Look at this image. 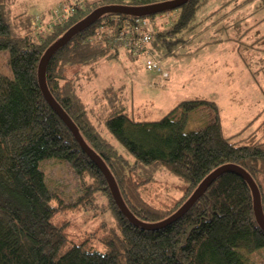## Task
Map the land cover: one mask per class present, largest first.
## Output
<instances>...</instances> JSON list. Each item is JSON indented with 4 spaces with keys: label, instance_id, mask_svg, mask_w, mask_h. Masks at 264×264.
<instances>
[{
    "label": "trees",
    "instance_id": "1",
    "mask_svg": "<svg viewBox=\"0 0 264 264\" xmlns=\"http://www.w3.org/2000/svg\"><path fill=\"white\" fill-rule=\"evenodd\" d=\"M167 1L171 0H76L68 6L63 22L54 19L39 30L41 17L29 16L24 18L22 32L15 34L8 23L13 0H0V52L6 55L3 67L9 74L0 72V264H248L237 250L264 247V230L255 220L250 188L235 171L220 174L183 215L160 225L208 175L224 166L239 168L252 178L264 218V142L237 139L238 134L226 137L213 103L207 125L184 132L185 116L173 118V114L180 107L190 111L208 104L203 100L181 102L157 121H134L117 109L97 123L78 92L77 78L65 77L72 67L116 57L122 48L113 44L117 25L111 18L134 17L105 14L79 30L52 55L45 83L83 141L110 171L126 208L147 228L123 216L101 171L39 88L37 69L45 51L92 11L101 6L151 8ZM207 1L188 0L175 9L177 18L167 30L151 26L143 47L124 52L131 60L143 57L144 67L145 59H155L151 50L172 54L182 42L178 34L192 29L197 9ZM159 14L148 18L153 21ZM107 90L113 102L115 91ZM49 161L68 163L80 183L75 200L67 202L48 187L42 165ZM160 168L185 184L181 187L184 199L164 209L152 207L140 194L141 186L154 181ZM99 200L104 201L101 212L112 214L114 226L101 222L88 236L73 240L68 222H55L59 213L95 210Z\"/></svg>",
    "mask_w": 264,
    "mask_h": 264
},
{
    "label": "rangeland",
    "instance_id": "2",
    "mask_svg": "<svg viewBox=\"0 0 264 264\" xmlns=\"http://www.w3.org/2000/svg\"><path fill=\"white\" fill-rule=\"evenodd\" d=\"M74 1L13 0L8 23L13 33H21L25 17L40 16L41 27L45 28L54 19H57L56 23L63 22L65 7ZM177 13L176 10L162 12L149 22L160 30H167ZM190 25L191 30L178 34L182 42L172 54L151 50L160 73L146 70L143 57L131 60L124 49H118L116 57L101 59L92 66L72 67L65 71V77L77 78L78 92L94 114L92 120L97 123L117 109L123 110L134 121H157L181 102L203 100L208 104L190 111L180 107L173 114V118L185 116L184 132L206 126L213 116L210 104L213 103L219 110L220 119L224 120L225 133L238 134L237 139L245 137L250 138L249 141L264 142L262 0H209L197 9ZM5 62L6 55L0 52V72L9 75L3 67ZM108 87L115 91L113 102L108 100ZM99 130L105 133L102 126ZM104 136L117 150L120 148L110 135ZM42 169L50 189L56 190L65 201L68 198L75 200L80 183L68 163L49 161ZM184 185L160 168L154 181L141 186L140 194L152 207L164 209L174 201L184 199L181 189ZM98 203L95 210L59 213L55 222H68L73 240L88 236L101 222L114 226L112 214L101 212L104 201ZM237 251L248 264H264V247L251 252Z\"/></svg>",
    "mask_w": 264,
    "mask_h": 264
},
{
    "label": "water",
    "instance_id": "3",
    "mask_svg": "<svg viewBox=\"0 0 264 264\" xmlns=\"http://www.w3.org/2000/svg\"><path fill=\"white\" fill-rule=\"evenodd\" d=\"M188 0H171L164 2L162 4L155 5L151 8H133L128 6H102L94 11H92L84 20L78 22L74 26H72L58 41H56L54 44H52L43 54L41 57L38 69H37V79H38V85L42 92V95L45 99V101L48 103V105L51 107V109L55 112V114L61 119V121L66 125L68 130L73 135L76 142L79 144L82 151L90 158V160L97 166V168L101 171L107 185L109 188V191L111 193V196L120 210V212L125 216L132 224L135 226L144 227L126 208L118 187L115 183V180L113 176L111 175L110 171L104 164V162L101 160V158L95 154L83 141L81 138L77 128L71 121V119L67 116V114L63 111V109L58 105V103L55 101V99L51 96L50 92L48 91V88L45 83V70L46 66L51 59L52 55L60 48L66 45V43L81 29L87 28L90 25L94 24L98 18L105 14H120V15H127V16H151L158 13L166 12V11H173L175 9L180 8L183 6ZM227 171H235L237 172L248 184L252 199L254 203V210H255V220L257 222V225L261 227L264 230V218H263V212L261 208V202H260V194L258 191V188L255 184V182L252 180V178L244 171L240 170L239 168L233 167V166H224L221 168L216 169L213 171L210 175H208L200 184L199 186L194 190L190 198L165 222L161 223L160 225H164L168 222H171L177 218H179L181 215H183L208 189V187L213 183V181L222 173ZM160 225L156 226L159 227ZM154 227V228H156Z\"/></svg>",
    "mask_w": 264,
    "mask_h": 264
},
{
    "label": "built area",
    "instance_id": "4",
    "mask_svg": "<svg viewBox=\"0 0 264 264\" xmlns=\"http://www.w3.org/2000/svg\"><path fill=\"white\" fill-rule=\"evenodd\" d=\"M65 14H68L69 7L66 6ZM114 24L117 25V34L114 38V45L117 48H122L124 50H130L136 48L143 47L147 41L150 39V29L151 24L146 20H134V19H122L120 20L118 17L111 18ZM115 25V26H116ZM41 30V26L38 27ZM145 68L148 71L155 70L159 73L160 68L158 66V62L152 57H148L145 59ZM163 73V72H162Z\"/></svg>",
    "mask_w": 264,
    "mask_h": 264
},
{
    "label": "crops",
    "instance_id": "5",
    "mask_svg": "<svg viewBox=\"0 0 264 264\" xmlns=\"http://www.w3.org/2000/svg\"><path fill=\"white\" fill-rule=\"evenodd\" d=\"M220 122H221V127H222V131H223V134L226 136V137H230V136H234L236 135L235 133H225V124L224 123V120H222V118L220 119Z\"/></svg>",
    "mask_w": 264,
    "mask_h": 264
},
{
    "label": "bare ground",
    "instance_id": "6",
    "mask_svg": "<svg viewBox=\"0 0 264 264\" xmlns=\"http://www.w3.org/2000/svg\"><path fill=\"white\" fill-rule=\"evenodd\" d=\"M134 17V20H146L147 22L150 21V19L148 18V16H131ZM150 23V22H149ZM152 26V25H151ZM153 27V26H152Z\"/></svg>",
    "mask_w": 264,
    "mask_h": 264
}]
</instances>
